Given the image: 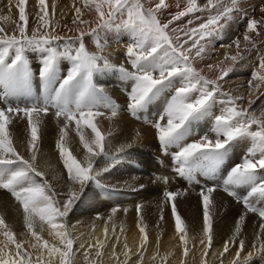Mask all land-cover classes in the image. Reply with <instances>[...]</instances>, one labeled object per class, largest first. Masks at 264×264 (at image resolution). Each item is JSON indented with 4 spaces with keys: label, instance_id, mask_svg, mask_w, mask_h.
Returning a JSON list of instances; mask_svg holds the SVG:
<instances>
[{
    "label": "snow or ice",
    "instance_id": "6c2138e0",
    "mask_svg": "<svg viewBox=\"0 0 264 264\" xmlns=\"http://www.w3.org/2000/svg\"><path fill=\"white\" fill-rule=\"evenodd\" d=\"M25 3L26 0H18L17 3L19 20L24 22L16 26L15 31L19 32L18 36L7 35L6 30L0 27V34H2L0 35V86L4 89L5 97L10 94H25L30 89L33 74L25 56L27 50H39L45 54L39 75L47 85L60 79L56 68L59 58L66 57L71 61L72 66L66 77L60 79L59 87L50 88L42 103L38 102L24 108L18 106L0 108V189L10 192L23 205L25 223L37 242L41 239L37 232L33 231L37 217L42 224H47L54 230L63 248L55 245L49 247L48 241H44L42 247L48 249L49 255H58L60 264H71L74 255L73 239L67 230V225L57 221H63V218L69 214L73 205L80 199L85 185L90 181L99 184L97 177L101 175V172L110 171L121 161L124 153L125 146H122L117 154L109 155L106 137L98 127V121L94 122L95 117L104 115L101 111L102 107L109 108L112 117L117 116L119 111L118 105H101L97 102L96 97L99 95V90L92 83L95 71L111 65L107 57L89 52L84 43L85 36L92 35L98 38L100 31L113 27H123L132 33V42L127 46L126 56L134 71H128L123 66H120L119 70L126 78L134 81L127 105L128 111L134 117L140 118V114L162 90L175 87V92L168 100L163 114L159 116V121L166 118V124L157 121L153 126L157 130L159 142L166 155L170 147L175 146L178 149L171 156L173 171L179 177L184 178L189 184H200L196 178L197 173L206 177H214L224 152L231 144L245 138L251 140L252 146L247 150L243 161L232 167L227 178L223 180V190L240 201L247 212L258 214L261 219L260 236L264 237V207H258L255 203L257 199L264 201V177L259 175L260 171H264V112L258 117L254 112L238 106L237 101L244 97L222 92L220 83L233 70L237 60L244 59V56L240 51L230 57L226 54L225 58L230 59L232 65L221 68L220 74L215 79L206 78L193 67L194 59L202 58L205 53L207 44L210 42L208 38L218 36L223 31L233 11L238 9L239 0H229V3H223L222 0H215V2L207 0V4L203 7L197 5V0H187V6L179 11L173 20H179L189 13L207 11L206 22L200 23L197 27L171 28L170 30L169 25L172 20L162 23L157 19L160 9L167 7L165 0H159L155 8L145 7L142 0H85L86 8L91 10L94 6L96 17L92 20L81 19L82 9L75 7L76 16L72 23L78 25L75 29L79 33L78 36H61L54 31H48L49 21L44 20V16L48 15L45 0H38L40 11L43 12V16L40 17L43 23L32 29L29 35ZM9 4L11 5V0ZM261 12L264 13V8ZM0 19L8 20L9 17L3 16ZM93 24L95 27H91ZM82 25H89V27H80ZM258 25H264V19L248 20L247 32L244 35L245 41L252 42L248 33L255 32ZM41 29L44 30L41 31ZM69 31L73 30L69 29ZM189 41H191L190 45ZM61 42H63L62 51L60 50ZM234 43L239 49V40ZM252 46H255L254 42ZM98 47L102 52L103 46L98 45ZM12 53L14 54L11 55L9 62V56ZM208 67L212 69L214 66L209 65ZM262 70H264V57L260 59L259 70L253 72V78L260 83L253 85L250 80V93L253 89H259L261 83H264V74H260ZM177 80L180 85L178 87H176ZM217 94L225 99L218 101ZM217 103H220L222 107L220 114L213 117L211 132L214 133V137L206 134L191 143H183L192 133V124L212 117L213 108ZM249 103L251 104V101ZM49 108L55 110L56 118L63 119L57 148L71 183L68 185L67 199L62 204L56 199L59 193L52 189L47 180L38 182L36 179L44 176V173L37 169L36 160L37 153L40 151L39 142L42 140V114H47ZM14 113L18 119L27 118L29 129L27 148L31 153L30 158H25L19 153L10 138L9 125L12 123ZM20 114L23 116L21 117ZM73 123L80 142L88 153L84 163L78 162L76 157L64 147L63 142L68 135L65 129ZM253 125L257 126V130H253ZM82 126L91 129L94 138L86 139ZM101 155L106 157V166L102 170H94L95 158ZM159 179L164 183H168L169 180L166 176ZM74 185H79V188H75ZM240 186L249 188L243 197L236 191V188ZM218 187H220L218 184L202 186L200 191L203 204V233L207 244L203 238L200 243L205 244L206 248L211 246L213 241L211 209L216 205L212 193ZM163 195L166 200L173 201L179 193L166 190ZM140 208L141 206L137 205L138 213ZM118 211L117 207L111 209L112 214ZM124 211L126 212L127 209ZM172 212L175 217V228L181 233L180 240L185 242L184 255L187 256L190 249L187 248L185 228L181 216L176 214L174 203ZM161 219H163L162 216ZM243 220L242 215L235 226L234 234L225 242L221 256L229 252L231 243L237 242ZM0 227L7 229L3 219H0ZM145 227H140V232L144 234L142 247H146L148 241ZM3 235L10 243L15 244L17 250L15 255L19 259L0 257V264H32L27 254L21 251L22 244L13 238V233L5 230ZM238 244L236 259L231 264H241L239 257L245 247V240L239 239ZM36 246L33 244V247ZM81 247L83 248V245ZM101 247H103L102 244ZM253 247H256L255 241ZM259 250L264 252V242L259 245ZM0 251L3 250L0 249ZM85 255L87 258V253ZM100 255L101 253L97 252V256ZM251 255L252 253L248 254L244 264H248ZM37 264H42V262L38 260Z\"/></svg>",
    "mask_w": 264,
    "mask_h": 264
},
{
    "label": "bare ground",
    "instance_id": "6f19581e",
    "mask_svg": "<svg viewBox=\"0 0 264 264\" xmlns=\"http://www.w3.org/2000/svg\"><path fill=\"white\" fill-rule=\"evenodd\" d=\"M158 2L159 0H142L145 7L152 8H155ZM222 2L229 3V0H222ZM17 3L18 0H11L10 5L9 0H0V17H9L8 20L0 19V27L6 30L7 35L18 36L19 32L15 31L16 26L24 24L19 20ZM165 3L167 7L160 9L157 19L162 23L172 20L169 30L197 27L200 23L206 22L208 17V12L204 11L189 13L179 20H173V17L187 6V0H165ZM206 4L207 0H197L199 7ZM263 5L264 0H239L238 9L233 11L223 31L218 36L208 38L210 42L202 58L197 57L193 61V67L197 71L208 79H215L220 74L221 68L232 65V61L225 58L226 54L230 57L240 51L244 59H238L233 70L220 81L222 92L244 97L237 101V105L254 112L258 117L264 112V83H261L259 89H253L250 93L249 81L251 80L253 85L260 83L253 78V72L259 70L260 59L264 57V33L257 35L259 29L248 33L255 44L254 47L252 42L244 40V35L247 32L249 19L258 20L264 16L261 12ZM45 6L48 15L44 16V20L49 21L48 31H54L61 36L79 35L75 31L78 25L72 23L76 16L75 7L82 9L81 19L92 20L96 17L94 6L91 10L86 8L85 0H45ZM25 13L28 17L27 31L31 35L32 29L43 23L40 19L43 12L40 11L38 0H26ZM80 27L88 28L89 25ZM69 29L73 31L70 32ZM236 40H239V49L234 43ZM131 42L132 33L123 27L104 29L99 32L98 38L92 35L84 37L85 47L89 52L101 54L108 58L110 65L118 66L130 64L126 49ZM190 44L191 41H189ZM98 45L103 46L102 52ZM60 50H63V42H61ZM35 51L39 50L25 52V56L31 62L36 58ZM209 65L214 67L209 69ZM217 65L219 67H215ZM260 74H264V70ZM177 83L180 86L178 80ZM223 99L225 97L217 94L218 101ZM215 107L216 115H219L222 105L217 103ZM103 113L104 115L95 117L94 122L98 121V127L106 137L107 152L109 155L117 154L121 147L125 146L124 153L121 161L110 171L101 172V175L97 177L99 184L90 181L85 185L80 199L73 205L69 214L63 218V221H57L67 225V230L73 239L74 255L71 264H231L236 259V251L239 250V239L245 240V247L239 257L241 264H244L249 253L252 255L248 264H264V252L259 250V245L264 242V237L260 236L259 216L247 212L237 202L216 189L212 193L216 207L211 209L213 241L211 246L206 248L201 189L184 184L175 186L164 183L155 173L135 168L130 161L134 160L140 166L153 164L149 158V151L153 146V129L149 125H143L119 113L115 117H112L111 113ZM42 115V140L39 142L40 151L37 153L36 166L44 173V176L36 179L38 182L47 180L52 189L59 193L56 199L62 204L67 199L68 185L71 183L57 148L63 119L56 118L52 112ZM20 116L22 117L23 114ZM252 127L253 130H257V126ZM82 130L86 139L94 138L91 129L82 126ZM65 131L68 135L63 142L64 147L76 157L78 162L84 163L88 153L80 142L74 123ZM9 133L17 151L25 158H30L31 153L27 148L29 139L27 118L18 119L14 113L12 123L9 125ZM209 135L214 137V133ZM251 146L252 142L249 139V148ZM230 149H234V146ZM106 163L105 156H98L95 158L93 168L102 170ZM74 187L79 188V185ZM166 190L177 192L179 195L175 200L168 201L163 195ZM173 203L176 206V214L181 216L185 228L187 248L190 249L187 256L184 255L185 242L180 240L181 233L175 228ZM137 205L141 206L139 213ZM113 207L119 209L115 214L111 212ZM124 209L127 211L125 212ZM242 215L244 220L241 222V232L237 242L231 243L229 252L221 256L225 242L234 234L235 226ZM0 219H3L7 225V229L0 227V249L3 250L0 251V257L19 259L15 255L17 251L15 244L10 243L3 235L5 230H10L13 238L22 244L21 251L27 254L32 264H37L38 260L42 264H60L58 255H49L48 249L42 247L43 242L48 241L49 247L55 245L63 248L54 230L47 224H42L37 217L33 229L41 238L37 242L25 223L23 205L10 192L3 189H0ZM141 226H146L145 232L148 236L146 247L141 246L144 235L140 232ZM202 238L205 239V244L200 243ZM33 244L37 246L33 247ZM97 252L101 255L97 256Z\"/></svg>",
    "mask_w": 264,
    "mask_h": 264
},
{
    "label": "rangeland",
    "instance_id": "374dc122",
    "mask_svg": "<svg viewBox=\"0 0 264 264\" xmlns=\"http://www.w3.org/2000/svg\"><path fill=\"white\" fill-rule=\"evenodd\" d=\"M262 8H264V5H263ZM262 19H264V16H261V18H259L258 21H259V20H262ZM242 24H243V23H242ZM257 29H259L258 31H259V34H260V35H261L262 33H264V25H261V27H260V25H258V26H257Z\"/></svg>",
    "mask_w": 264,
    "mask_h": 264
}]
</instances>
